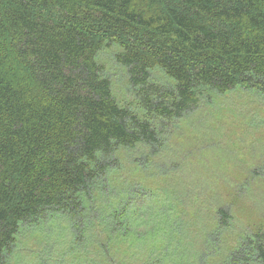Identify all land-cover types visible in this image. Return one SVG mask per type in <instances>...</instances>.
I'll return each mask as SVG.
<instances>
[{"label":"trees","instance_id":"trees-1","mask_svg":"<svg viewBox=\"0 0 264 264\" xmlns=\"http://www.w3.org/2000/svg\"><path fill=\"white\" fill-rule=\"evenodd\" d=\"M113 45L137 111L97 62ZM236 87L264 96V0H0V264L27 229L78 264H264L263 222L233 215L249 176L213 184L170 141Z\"/></svg>","mask_w":264,"mask_h":264},{"label":"rangeland","instance_id":"rangeland-1","mask_svg":"<svg viewBox=\"0 0 264 264\" xmlns=\"http://www.w3.org/2000/svg\"><path fill=\"white\" fill-rule=\"evenodd\" d=\"M120 51L118 46L113 45L98 55L97 62L103 68V75L111 83L112 96L116 102L137 111L135 90L130 87L127 70L115 60ZM150 81L162 86H171L175 82L158 68L151 71ZM262 98L264 96L257 91L241 87L222 94L206 91L199 97L203 102L200 107L186 118L183 126L170 138L171 144L175 138V147L180 149L181 155H189L187 158L196 166H205L200 167L206 169L205 176H208L206 172L210 170L215 174H218L217 170L221 171L220 176L211 175L213 184L223 183L224 186L238 188L239 179L249 176L248 180L251 181L247 190H239V187L231 193L238 197L233 211L234 217L239 221L236 230L241 224L247 225L249 230L259 222L264 224V202L261 201V196H264ZM217 111H220L219 115ZM214 122L217 129L209 127ZM210 128L214 137L206 132ZM191 141L196 143L192 148ZM223 192L225 195L227 191L224 189ZM28 232L27 229L19 236L9 255L8 264H78L80 256L77 253L74 254L75 259H59L49 254L46 239L40 233ZM73 240L74 238L71 239L72 242Z\"/></svg>","mask_w":264,"mask_h":264}]
</instances>
